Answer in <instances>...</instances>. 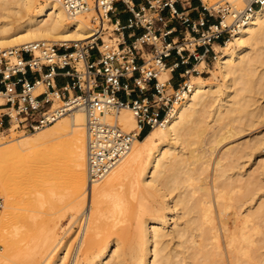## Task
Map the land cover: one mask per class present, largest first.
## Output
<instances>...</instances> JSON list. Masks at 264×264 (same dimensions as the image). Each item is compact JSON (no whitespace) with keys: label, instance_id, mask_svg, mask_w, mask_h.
Segmentation results:
<instances>
[{"label":"bare ground","instance_id":"1","mask_svg":"<svg viewBox=\"0 0 264 264\" xmlns=\"http://www.w3.org/2000/svg\"><path fill=\"white\" fill-rule=\"evenodd\" d=\"M93 35L88 14L70 17L53 1L0 0L1 48L35 40L69 46ZM102 39L105 42V36ZM218 50L214 64L222 83L200 75L187 78L188 89L167 122L135 138L128 153L100 180L87 179L81 109L29 135L15 137L8 129L11 139L0 141V188L11 182L13 190L36 194L18 203L52 208L45 182L51 178L67 183L70 201L59 197L55 214L61 216L69 208L71 223L85 215L69 250L70 238L58 237V221L39 210L38 217L33 215L23 232L18 231V239V233L12 236V256L24 254L27 264H264L258 250V244H264V199L254 210L249 208L264 189V128L242 142L220 146L248 126L264 125V105L251 94H264V5ZM221 86L224 97L218 94ZM129 110L120 109L114 120L120 128L136 131ZM104 117L111 122L110 116ZM61 136L67 137L59 155L45 157L44 149ZM245 158L253 167L242 173L240 160ZM1 213L2 237L4 214L11 213L14 223L24 214Z\"/></svg>","mask_w":264,"mask_h":264},{"label":"built area","instance_id":"2","mask_svg":"<svg viewBox=\"0 0 264 264\" xmlns=\"http://www.w3.org/2000/svg\"><path fill=\"white\" fill-rule=\"evenodd\" d=\"M60 4L68 16L88 14L93 33L86 41L56 44L35 40L0 48V131L34 132L58 118L81 109L85 114L87 179L100 180L154 125H164L174 106L183 99L185 81L172 88L161 72L173 70L165 59L174 52L184 62L187 51L197 61L214 51L213 44L226 40L246 24L264 0L199 1L193 8L197 17L178 10L177 0H146L136 6L133 0H41ZM129 12L121 22L115 4ZM168 10V16L163 10ZM176 19L184 27L179 40H167ZM106 24V25H105ZM111 27L109 37L115 46L104 42L102 34ZM129 30L126 42L120 34ZM140 30V32H136ZM202 47L201 53L198 48ZM185 70L186 77L189 72ZM58 78L64 79L61 84ZM129 107L136 131H124L105 115ZM1 207V200H0Z\"/></svg>","mask_w":264,"mask_h":264},{"label":"rangeland","instance_id":"3","mask_svg":"<svg viewBox=\"0 0 264 264\" xmlns=\"http://www.w3.org/2000/svg\"><path fill=\"white\" fill-rule=\"evenodd\" d=\"M215 1H217V0H203V2H205L206 4H211V3L215 2ZM111 33H112L111 27L108 26V30H106L102 36H105V42H109L110 44H113L115 46V40H116V38H113L112 39L113 41L112 40H107V39L110 38L109 35ZM111 37H116V34H111ZM70 44L71 43H69V45ZM221 45H223V44H221ZM220 46H218V48H214V51L212 53L208 54L207 57H201V59L203 58V60H204L202 67L199 69V71L197 70V72H194V71L193 72H190L189 75L190 76L191 75H200V76L206 78V80H208V81L215 80V81H218V83H222L221 82L222 79L219 76V74L217 73V70H216V67H215V64H214V60H215L216 55L219 52L218 49H219ZM260 67L261 66H259L258 68H260ZM189 77H184V78L187 79ZM159 78L160 79H165L166 78V72H161L159 74ZM225 91H226V89L221 86V89H220V91L218 93L220 95V97H224V92ZM251 94H253V96L257 100L256 101L257 104L264 105V94L261 95V93L258 94V92L257 93L254 92V93H251ZM0 101H1V99H0ZM257 104H254V105H257ZM130 113H131V111H130ZM116 114H117V112L115 114H107L108 116L111 117V119H112L111 122H115L114 116ZM257 125H259V124H257ZM257 125H255V128H254V125L252 127L251 126H248V128L246 126L245 128H247V130L245 129V131L244 130H243V132L241 131L239 134H236V136L233 135V138L230 137V138L225 139L220 146H222V145H230V144L236 143V142H242V140L244 141V139L248 138L250 136V134L254 133L255 131H257L260 128H264V125H262V126L260 125L259 127H257ZM48 126H46V127H48ZM46 127H44V128H46ZM249 127H251V128H249ZM41 129H43V128H41ZM122 129H124L125 131H128L129 130V129H126V128H123V127H122ZM31 133L32 132L14 131L13 132V135L15 137H19V136L21 137V136H24V135H29ZM66 137L67 136H61V137H58V138L52 140L51 143L44 149L43 155L45 157H48V158L49 157H56V156H58L59 155V152L61 150V147H62V143H63L62 141ZM9 139H11V137L8 134V130H2V131H0V141L7 142ZM262 149H264V147H262ZM240 161H241V165L239 166V168H241L240 171L242 173L248 172L249 169H251L253 167V165H251L252 162L250 160L248 162V160H246V158H245V160L244 159H241ZM45 186H47V188L49 189V191H51L50 196H48V199L50 200V203L53 204L52 208H49V205H47L46 203L44 204V207H41V208H39V206H36V208H35V207L31 206V204H25V205H23L24 204L23 202H22V204H21V202L18 203V201H22L21 198L27 199V198H31L32 196L34 198V196H36V194L34 195V193H32L33 191L30 192L29 190H23V191L22 190L21 191L13 190L12 189V186H11V182L10 183L7 182L6 185H3L2 188H0V200H1L0 214H2L1 212H3V211H7V212L12 211V214H13V212L15 214L14 216H16L17 213H19V215H20L23 212V214H24L21 217L19 216L18 221L15 220V221H17V223H14V221H12V220H14L13 219V216H12V218L10 217L11 215L9 216V214H11V213H7V215L4 214L5 225H4L3 229H2V232L6 234V236L4 234L3 235L5 237H7V238H3L4 237L3 235H2V237L0 236V239L3 238L2 240L4 241V242H1L0 243V256L2 255L0 257V262H1L0 264H3V263L4 264H22V263L24 264V263H26V262H24L25 261L24 260V257H25L24 254H19V253L16 254L15 253V257L12 256V253H11L12 252V249L11 248H13L15 246V243L12 242L14 244V246L12 247V245H11V247H10V244H12L10 241H14V240L18 239L21 236V234H19L18 231L20 233H22L23 230H24L23 227L25 228L26 222L32 221L33 220V215H34V219L36 217H38L37 214H38V211L39 210H42L43 211L40 214H42L44 216H49L50 215V217L53 216L52 218L54 219V221H56V223L58 221V223H57L58 226H59L58 227L59 228L58 229V237H60L63 241H65L68 238H70V242L71 243H70L69 250H72V243L74 242V239L76 238V234L77 233L80 234V229H81V227L83 225V222L85 220L84 219L85 218V215L83 214L82 216H78V218L75 220V222L71 223L70 217H69L70 216V213H71V210H69V208H68L67 209V212L65 211V213L63 214L64 216L62 214H61V216H59V214H57L58 213L57 212V209H58V206H59V197H63L66 202H69L70 201V199H69L70 186L67 183H56V181L54 179H51V178L48 179L45 182ZM262 192H264V189H261V191L259 190V192L257 193V195H258L259 198L255 197V199L250 202L251 207H249V208H252V210H254L255 206L258 204V201L260 199H264V196H259L260 193H262ZM27 205L30 206V207H26ZM85 206H86V201L83 204V208ZM91 207H92V204H91ZM246 207H247V205H244L242 207L243 212H246V210L248 209V207H247V209H246ZM250 211H251V209H250ZM55 212H57V213L55 214ZM174 212L175 211H173L172 213H174ZM27 215H28V217H27ZM7 216L9 217V220H8V217ZM58 216L60 217L59 219H58ZM31 217H32V219H31ZM15 219H16V217H15ZM9 221H12V223L9 222ZM171 222H172V218L169 217L168 222H167V226L168 227L171 224ZM262 222H264V221H261V225H262L261 227H264V223H262ZM6 224H8V225H6ZM6 228H8V229L6 230ZM15 228H17V229H15ZM261 229L264 230V228H261ZM92 231H94V230L93 229H89V232H92ZM10 232L13 235H11ZM13 232H15V233H13ZM17 233H18V235H15L16 236V239H14L15 238L14 234H17ZM73 237H74V239H73ZM71 238H72V240H71ZM7 239L10 242V243L7 242L8 244L6 243V241H8ZM261 243H264V242H261ZM258 246H259V249L258 250L259 251L261 250L260 252L262 254H264V244H260L259 243ZM9 248H10V250H9ZM7 249H8V251H7ZM20 255H22V256L20 257ZM262 256H264V255H262ZM16 257H17V259H16ZM21 258L23 260H20ZM3 259H5V260H3ZM15 259H16V263H14V260ZM25 259H26V257H25ZM21 261H23V262L22 263H19Z\"/></svg>","mask_w":264,"mask_h":264},{"label":"crops","instance_id":"4","mask_svg":"<svg viewBox=\"0 0 264 264\" xmlns=\"http://www.w3.org/2000/svg\"><path fill=\"white\" fill-rule=\"evenodd\" d=\"M133 2L135 3L136 6H139V5L145 4L146 0H133ZM176 7L180 11L181 10L187 11L190 14L191 17L196 18L197 17V12L193 8H197L198 9L199 1L198 0H177ZM115 9L117 11V14H113L112 16L118 17L120 19V21L123 22V23L126 22V19L128 18V16L130 14L124 8V6L121 3H116L115 4ZM163 14L165 16H168V10L164 9L163 10ZM167 24H168V26H171L173 28V32L170 35H168L167 40H169L171 38L173 40H175V41L179 40L182 37L183 33H184V27L176 19L168 20ZM136 32H140V30H136ZM129 34H130L129 30H124L120 34L121 39H123L124 41L128 42L131 39ZM220 45L213 44V47L214 48H218V46H220ZM202 50H203L202 47L198 48V52L199 53H201ZM183 54H184V62H182V63L180 62V58L174 52H172L171 56H169V57H167L165 59V63H166L167 66H170L175 61L179 62L178 66L176 68H174L173 70L164 71V72H166V78L169 80L170 86L172 88H177L178 85L181 84L183 82V80H185V78H184V77H186L185 70H192V69L193 70L194 69L198 70L195 67V65L200 63L201 61L204 62L203 58L200 59L199 61H197L187 51L183 52ZM207 56H205V57H207ZM63 80L64 79H62V78H58V83L61 84L63 82Z\"/></svg>","mask_w":264,"mask_h":264},{"label":"trees","instance_id":"5","mask_svg":"<svg viewBox=\"0 0 264 264\" xmlns=\"http://www.w3.org/2000/svg\"><path fill=\"white\" fill-rule=\"evenodd\" d=\"M143 135H144V134H143ZM143 135H142V136H143ZM142 136H141V137H142Z\"/></svg>","mask_w":264,"mask_h":264}]
</instances>
